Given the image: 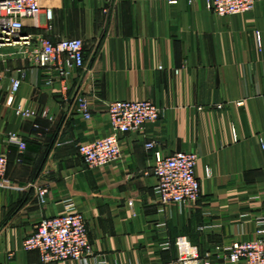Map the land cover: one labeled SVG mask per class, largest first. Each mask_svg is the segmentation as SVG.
Returning a JSON list of instances; mask_svg holds the SVG:
<instances>
[{
  "label": "crops",
  "instance_id": "crops-1",
  "mask_svg": "<svg viewBox=\"0 0 264 264\" xmlns=\"http://www.w3.org/2000/svg\"><path fill=\"white\" fill-rule=\"evenodd\" d=\"M23 34L32 46L40 38L82 39L86 66L58 79L54 67L1 51L0 153L10 182L0 186V264H47L22 242L68 206L87 218L93 255L49 264H165L177 258L179 237L221 264L217 247L257 238L264 227V0L226 17L206 0H43ZM11 77L23 79L15 96ZM81 95L90 120L78 113ZM116 100L151 101L163 116L121 136L117 163L89 169L79 146L110 133L107 110ZM18 106L35 116L17 117ZM11 132L26 151L7 143ZM149 141L157 143L151 151ZM177 151L198 155L201 199L164 208L154 194L155 156Z\"/></svg>",
  "mask_w": 264,
  "mask_h": 264
},
{
  "label": "built area",
  "instance_id": "built-area-1",
  "mask_svg": "<svg viewBox=\"0 0 264 264\" xmlns=\"http://www.w3.org/2000/svg\"><path fill=\"white\" fill-rule=\"evenodd\" d=\"M111 4L113 0H105ZM257 0H206L207 8L215 15L226 17L250 12ZM171 4L176 1H170ZM43 10V0H0V58L1 50L20 47L21 54L31 63L41 68L54 67L58 79L71 76L73 70L86 66L84 42L82 39H64L53 43L40 38L37 46H32L29 37L23 34L25 21L36 19ZM108 10H106L107 12ZM47 17L52 19L51 9ZM258 44L261 40L258 35ZM2 75L0 74V80ZM53 79L47 84L52 85ZM10 93L15 96L22 87L23 79L10 78ZM78 113L86 120L92 118L89 101L78 97ZM19 118L35 116V112L16 107ZM110 133L103 137L82 143L79 154L87 168L104 169L117 163L122 157L121 136L145 130L147 125L158 123L163 111L151 101H112L107 110ZM7 143L16 145L21 152L26 151L27 143L16 132L7 136ZM151 151L157 147L155 141L145 144ZM199 157L194 152L177 151L169 157L157 152L154 176L157 184L154 194L161 207L172 205H195L201 199V185L196 175ZM8 157L0 153V186L9 184ZM48 190L39 191L42 204L46 203ZM177 258L165 264H218L211 254L202 256L197 247L186 237L176 240ZM25 251H38L43 263H64L67 261H86L93 255L89 237L88 221L84 214L68 206L66 213L45 217L39 221L34 233L22 242ZM221 254V264H264V227L257 231V238L248 241H235L228 246L216 248ZM103 264L104 262H99Z\"/></svg>",
  "mask_w": 264,
  "mask_h": 264
},
{
  "label": "rangeland",
  "instance_id": "rangeland-1",
  "mask_svg": "<svg viewBox=\"0 0 264 264\" xmlns=\"http://www.w3.org/2000/svg\"><path fill=\"white\" fill-rule=\"evenodd\" d=\"M13 49L12 51L15 52V53H18L19 55L21 54V50H20V47H17V48H11ZM2 51V50H1Z\"/></svg>",
  "mask_w": 264,
  "mask_h": 264
}]
</instances>
